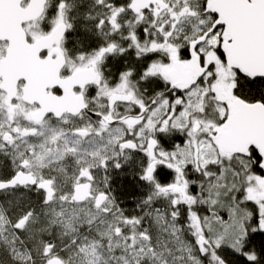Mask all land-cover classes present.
<instances>
[{
  "label": "snow or ice",
  "instance_id": "snow-or-ice-1",
  "mask_svg": "<svg viewBox=\"0 0 264 264\" xmlns=\"http://www.w3.org/2000/svg\"><path fill=\"white\" fill-rule=\"evenodd\" d=\"M0 264H264V0H0Z\"/></svg>",
  "mask_w": 264,
  "mask_h": 264
}]
</instances>
